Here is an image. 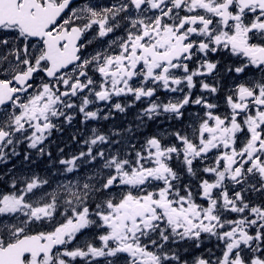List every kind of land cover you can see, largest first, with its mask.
<instances>
[{
    "label": "snow or ice",
    "instance_id": "obj_1",
    "mask_svg": "<svg viewBox=\"0 0 264 264\" xmlns=\"http://www.w3.org/2000/svg\"><path fill=\"white\" fill-rule=\"evenodd\" d=\"M0 264H264V0H0Z\"/></svg>",
    "mask_w": 264,
    "mask_h": 264
}]
</instances>
